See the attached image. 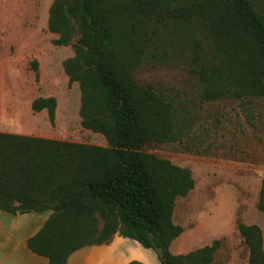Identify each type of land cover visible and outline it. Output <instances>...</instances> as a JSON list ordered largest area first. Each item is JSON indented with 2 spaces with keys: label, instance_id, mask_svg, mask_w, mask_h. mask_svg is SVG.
Wrapping results in <instances>:
<instances>
[{
  "label": "trees",
  "instance_id": "1",
  "mask_svg": "<svg viewBox=\"0 0 264 264\" xmlns=\"http://www.w3.org/2000/svg\"><path fill=\"white\" fill-rule=\"evenodd\" d=\"M67 16L80 41L64 70L80 84L82 127L107 146L0 133V211L52 212L28 240L49 264H67L75 252L116 235L154 251L160 264H212L217 243L185 256L170 252L183 233L173 222L176 200L195 189V180L189 169L144 151L176 142L183 125L173 103L139 85L133 73L148 62L166 17L193 24L207 41L188 40L202 70V101L264 99V13L251 0H56L50 29L61 34L58 44L69 40L58 20ZM56 108L54 98L31 105L47 111L52 124ZM258 208L264 213V181ZM238 231L250 250L248 264H264L261 230L239 225Z\"/></svg>",
  "mask_w": 264,
  "mask_h": 264
},
{
  "label": "rangeland",
  "instance_id": "2",
  "mask_svg": "<svg viewBox=\"0 0 264 264\" xmlns=\"http://www.w3.org/2000/svg\"><path fill=\"white\" fill-rule=\"evenodd\" d=\"M251 1L264 13V0ZM55 4L0 0V133L106 147L101 134L82 127L80 84L70 82L64 70L77 56L80 32L69 16L65 23L58 19L69 40L57 43L61 34L50 29ZM160 19L161 34L154 37L148 62L133 77L172 102L176 123L183 125L178 126L183 131L179 140L147 144L144 151L189 169L195 180V189L176 200L173 222L183 233L170 252L185 256L217 243L212 264H248L250 250L239 225L257 226L264 250V213L258 208L264 181V99L202 101V70L188 40L206 46L204 35L195 34L193 24ZM38 98L56 100L53 124L47 111H32ZM131 251L146 259L133 261L160 264L152 250Z\"/></svg>",
  "mask_w": 264,
  "mask_h": 264
},
{
  "label": "crops",
  "instance_id": "3",
  "mask_svg": "<svg viewBox=\"0 0 264 264\" xmlns=\"http://www.w3.org/2000/svg\"><path fill=\"white\" fill-rule=\"evenodd\" d=\"M51 213L45 211L12 215L0 211V264H49L48 258L28 248V240L42 229ZM131 249L146 251L139 243L116 235L107 245L85 247L75 252L67 264H127L133 260L146 261L128 254L127 250L132 252Z\"/></svg>",
  "mask_w": 264,
  "mask_h": 264
}]
</instances>
